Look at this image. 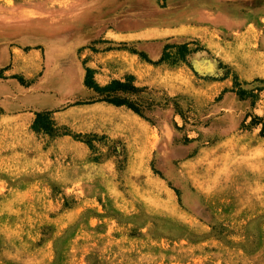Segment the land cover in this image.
<instances>
[{"label": "rangeland", "instance_id": "374dc122", "mask_svg": "<svg viewBox=\"0 0 264 264\" xmlns=\"http://www.w3.org/2000/svg\"><path fill=\"white\" fill-rule=\"evenodd\" d=\"M2 52L0 264H264V0H0Z\"/></svg>", "mask_w": 264, "mask_h": 264}, {"label": "crops", "instance_id": "0c3cea01", "mask_svg": "<svg viewBox=\"0 0 264 264\" xmlns=\"http://www.w3.org/2000/svg\"><path fill=\"white\" fill-rule=\"evenodd\" d=\"M161 39H158L156 42L152 43V44H145V43H139L136 47L137 51L139 52H142L144 53V55H146L150 60L152 61H156L158 60L162 53H163V50H164V45L165 43L160 41ZM96 51L99 49L100 51L98 52H91L89 51L94 57L92 58V60H90L89 62L93 63V61H97L99 58L97 57H102L104 59H112L115 57V54H121L120 57H126L128 58L129 61H132V62H135L137 60L136 58V55L133 54V53H130V52H113V51H108V50H103V48H100V47H95L94 48ZM46 51H50V49H47ZM46 54V52H45ZM52 54V52H51ZM46 56V55H45ZM91 57V56H90ZM6 62V54L5 52H2L0 54V68L3 67L4 63ZM54 68H59V66L56 64L54 66ZM70 73V72H69ZM64 84H58V83H47L45 84L44 83V80L43 82L40 84V86L42 87H50V88H54V89H60V90H64V91H71L74 89V77H73V74H69L68 78L65 76L64 77Z\"/></svg>", "mask_w": 264, "mask_h": 264}, {"label": "trees", "instance_id": "16d2710c", "mask_svg": "<svg viewBox=\"0 0 264 264\" xmlns=\"http://www.w3.org/2000/svg\"><path fill=\"white\" fill-rule=\"evenodd\" d=\"M182 49V54L180 55V60L182 62H184V58L186 56V50L185 48H181ZM167 49L164 48L163 50V53L161 55V57L157 60V62L155 64H159L161 63L162 61H164L163 59V54L164 52L166 51ZM150 63V61H147ZM91 74V71L89 70H86V75H85V78H84V86L88 89H92L94 92H97V93H107V92H110L112 91V89L115 87V86H119V87H122V84H118L116 82H112L110 83L109 85L103 87V88H100L98 87L92 80L91 78L89 77ZM108 103H111L115 106H122V105H125L123 102L121 101H115V100H108ZM134 112H138V110H135L134 108H131ZM35 118H34V121H33V124H32V127L31 129L35 132V133H44V134H52L54 132V130L52 129L53 128V123L52 121L50 120V113H36L35 115Z\"/></svg>", "mask_w": 264, "mask_h": 264}, {"label": "bare ground", "instance_id": "6f19581e", "mask_svg": "<svg viewBox=\"0 0 264 264\" xmlns=\"http://www.w3.org/2000/svg\"><path fill=\"white\" fill-rule=\"evenodd\" d=\"M32 59H34V61H38V56H37L36 53L32 55ZM223 62H224V61H223ZM227 63H228V62H227Z\"/></svg>", "mask_w": 264, "mask_h": 264}]
</instances>
